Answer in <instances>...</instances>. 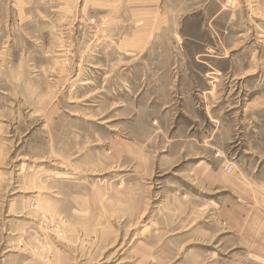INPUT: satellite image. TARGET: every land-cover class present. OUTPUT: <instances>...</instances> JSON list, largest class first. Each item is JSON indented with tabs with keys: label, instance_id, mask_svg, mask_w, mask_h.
Returning <instances> with one entry per match:
<instances>
[{
	"label": "rangeland",
	"instance_id": "1",
	"mask_svg": "<svg viewBox=\"0 0 264 264\" xmlns=\"http://www.w3.org/2000/svg\"><path fill=\"white\" fill-rule=\"evenodd\" d=\"M0 264H264V0H0Z\"/></svg>",
	"mask_w": 264,
	"mask_h": 264
},
{
	"label": "bare ground",
	"instance_id": "2",
	"mask_svg": "<svg viewBox=\"0 0 264 264\" xmlns=\"http://www.w3.org/2000/svg\"><path fill=\"white\" fill-rule=\"evenodd\" d=\"M59 178H60V179H66V178H67V176H65V175H62V176H59Z\"/></svg>",
	"mask_w": 264,
	"mask_h": 264
}]
</instances>
